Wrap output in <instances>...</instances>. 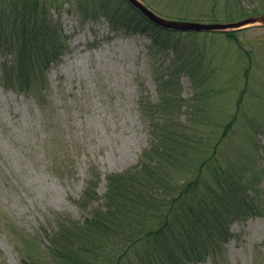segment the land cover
Returning a JSON list of instances; mask_svg holds the SVG:
<instances>
[{"label":"trees","instance_id":"1","mask_svg":"<svg viewBox=\"0 0 264 264\" xmlns=\"http://www.w3.org/2000/svg\"><path fill=\"white\" fill-rule=\"evenodd\" d=\"M65 1L75 4L84 20L104 16L114 30L148 36L160 95L155 106L150 100H141L150 146L136 165L107 174L105 202L94 207L90 217L82 223L61 217V229L46 233L51 259L57 264H102L104 259L109 264H189L215 257L233 236L230 225L234 220L264 212V193L259 189L264 161L257 141L264 128V101L259 98V108L250 113L243 102L249 87L246 83L233 113L218 106L216 100L226 90V85H217L216 69L221 67L208 55L211 48L190 43L186 36L223 35L243 52L238 62L246 61L243 70L247 77L254 61L251 50L240 43L239 33L245 29L202 33L165 30L126 0H0V52L4 57L0 81L6 88L39 93L46 86L51 65L61 60L67 48L60 22L52 15L53 11L61 12ZM222 1L225 9L215 2L212 9L198 16L199 21L228 22L264 14V0ZM255 2L258 5L252 6ZM183 76L195 90L187 118L181 114L186 102L180 95ZM244 125L249 127L238 139L239 127ZM181 173L184 182L175 193ZM96 187L97 182L91 179L82 205L89 206L97 199ZM249 190L252 193L247 195ZM255 195L261 205L251 198ZM176 200H181L182 206L166 217L167 212L161 209L169 206L170 212ZM159 212L165 217L160 227L146 230L148 220ZM142 232L147 233L146 240L138 244ZM76 249L89 254L75 259ZM35 254L22 258L21 264L49 263Z\"/></svg>","mask_w":264,"mask_h":264},{"label":"rangeland","instance_id":"2","mask_svg":"<svg viewBox=\"0 0 264 264\" xmlns=\"http://www.w3.org/2000/svg\"><path fill=\"white\" fill-rule=\"evenodd\" d=\"M148 1L162 15L167 12L172 18L189 20H199L215 2L221 9L226 4L222 0ZM52 15L60 22L67 48L61 60L51 65L46 86L34 93L6 88L0 81V264H21L22 258L35 253L44 256L49 262L45 264H57L51 259L46 233L61 229V217L81 223L90 217L92 209L105 202L107 174L136 165L150 146L141 100H150L155 106L160 95L150 58L151 39L114 30L104 16L84 20L75 4L68 2ZM239 37L254 61L247 77L243 70L246 61L238 62L243 52L223 35H189L186 40L211 48L208 55L221 67L216 69L217 85H226V90L216 104L233 113L239 93L248 83L243 102L252 113L259 108L257 100L264 101V27L245 28ZM3 60L0 52V65ZM194 92L191 81L183 76V118L189 115ZM248 127H239L238 139ZM257 141L264 161V128ZM183 175L178 176L175 193L182 187ZM259 175V189L264 193V172ZM91 179L97 182V199L84 206L80 201ZM201 187L203 193L205 187ZM251 193L249 190L247 195ZM251 198L261 205L258 196ZM181 204L176 200L170 212L169 206L161 210L169 218ZM160 213L148 220L146 230L160 227L165 218ZM230 232L233 236L215 257L189 264H264V212L234 220ZM146 234L140 233L138 244L146 240ZM76 251L78 260L89 254ZM102 264L109 263L104 259Z\"/></svg>","mask_w":264,"mask_h":264},{"label":"water","instance_id":"3","mask_svg":"<svg viewBox=\"0 0 264 264\" xmlns=\"http://www.w3.org/2000/svg\"><path fill=\"white\" fill-rule=\"evenodd\" d=\"M154 25L173 31L181 32H213V31H237L240 29L260 26L264 27V14L244 17L228 22H203L196 20H183L169 18L160 15L142 0H126Z\"/></svg>","mask_w":264,"mask_h":264}]
</instances>
